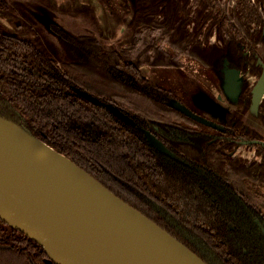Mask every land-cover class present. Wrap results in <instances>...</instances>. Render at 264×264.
<instances>
[{
	"label": "trees",
	"instance_id": "obj_1",
	"mask_svg": "<svg viewBox=\"0 0 264 264\" xmlns=\"http://www.w3.org/2000/svg\"><path fill=\"white\" fill-rule=\"evenodd\" d=\"M189 1L137 0L133 23L158 24L174 51L218 81L225 60L241 72L258 73L264 0ZM8 7V0H0V9ZM51 28L63 47L61 61L0 30V116L68 157L207 264H264V146L249 145L261 161L232 156L247 128L240 117L230 114L227 136L206 127L170 107L177 99L173 91L152 83L123 52L92 35H75L58 24ZM157 51L154 65L179 66ZM73 87L102 104L83 99ZM249 89L244 82L239 106L245 111L252 104ZM108 104L137 125L126 124ZM260 111L264 122V104ZM143 129L171 154L150 147ZM254 133L248 141L261 142ZM47 259L41 245L0 219V264H48Z\"/></svg>",
	"mask_w": 264,
	"mask_h": 264
},
{
	"label": "water",
	"instance_id": "obj_2",
	"mask_svg": "<svg viewBox=\"0 0 264 264\" xmlns=\"http://www.w3.org/2000/svg\"><path fill=\"white\" fill-rule=\"evenodd\" d=\"M264 33V31H263ZM263 72L253 87L251 113L264 101ZM221 89L238 105L245 79L225 60ZM83 99L102 102L73 87ZM170 107L222 132L209 120L173 98ZM107 108L126 124L135 120L118 107ZM226 121L230 109L215 102ZM150 147L171 154L152 132L144 130ZM264 144L260 141H254ZM254 142H245L250 144ZM0 219L41 245L48 264H207L201 257L146 217L68 157L0 116Z\"/></svg>",
	"mask_w": 264,
	"mask_h": 264
},
{
	"label": "rangeland",
	"instance_id": "obj_3",
	"mask_svg": "<svg viewBox=\"0 0 264 264\" xmlns=\"http://www.w3.org/2000/svg\"><path fill=\"white\" fill-rule=\"evenodd\" d=\"M194 2L190 0L189 4ZM8 3V8L0 9V30L31 41L50 58L58 61L65 58L63 47L51 28V24H58L75 35H92L106 48L123 52L130 61L139 64L152 83L172 90L182 104L209 120L224 122L215 102L232 112L237 110L236 105L227 101L222 82L196 60L174 51L158 24L134 25L137 0H8ZM216 42L217 32H214L211 43ZM157 49L170 54L168 58L175 59L179 66L154 65ZM259 59L264 62L263 46L258 49ZM246 71L241 73L250 84L251 93L261 74L252 73V68ZM245 112L244 124L264 139V122ZM256 152V147L242 145L232 156L248 162L261 161ZM260 192L264 195V188Z\"/></svg>",
	"mask_w": 264,
	"mask_h": 264
},
{
	"label": "flooded vegetation",
	"instance_id": "obj_4",
	"mask_svg": "<svg viewBox=\"0 0 264 264\" xmlns=\"http://www.w3.org/2000/svg\"><path fill=\"white\" fill-rule=\"evenodd\" d=\"M256 58H257V67H259V68H261V70L259 71H257L258 73L257 74H262V72H263V68H262V65H259L258 64V62H259V60H258V56H256ZM241 72V71H240ZM245 71H242V73H244ZM246 72H248V71H246ZM252 73H255L254 71L252 72ZM261 76V75H260ZM243 93V92H242ZM241 96H242V94H241ZM241 98V97H240ZM263 104V103H262ZM262 104H261V106H262ZM240 105V100H239V103H238V105H237V110L235 111V114L238 116V117H240V118H238V119H240L241 121H243V118H244V116L246 115V112H245V109H244V107H242V106H239ZM261 106H260V109H261ZM251 108V107H250ZM260 109H259V114H258V116H255L254 114H252L251 113V110L249 109L248 111H247V113H249L251 116H253L254 118H256L257 120H261V118H260V113H261V111H260ZM231 113H234V112H232L231 111V109H230V111L228 112V115H227V118H226V121H224V122H222L221 124L224 126V130L221 132V133H223V134H226V136L229 134L228 133V131H230V129H231V126L229 127L228 126V123H227V120H229L228 119V117H230V114ZM237 124V120L234 122V124ZM247 128L246 129H244V131H242L240 134H242L241 135V138H239V146L238 147H240V146H242V145H245V144H243V143H245V142H254V140H251V141H248V138H249V136H251V137H254L255 136V133L254 132H256L254 129H252V128H250V126H247V124H244ZM241 130V129H240ZM217 131V130H216ZM143 132H144V129H143ZM219 132V131H218ZM228 133V134H227ZM242 137H244L243 139H242ZM250 139V138H249ZM260 140H262L261 142L262 143H264V139H260ZM250 144H258L257 142L255 143H250ZM250 144H246V146H249ZM259 145H261V146H264V144H259ZM256 154H257V152H256Z\"/></svg>",
	"mask_w": 264,
	"mask_h": 264
}]
</instances>
